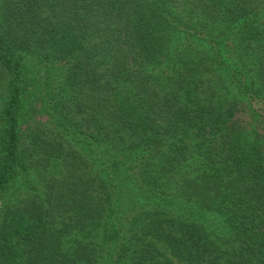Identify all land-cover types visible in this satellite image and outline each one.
<instances>
[{"label": "trees", "instance_id": "16d2710c", "mask_svg": "<svg viewBox=\"0 0 264 264\" xmlns=\"http://www.w3.org/2000/svg\"><path fill=\"white\" fill-rule=\"evenodd\" d=\"M0 264H264V0H0Z\"/></svg>", "mask_w": 264, "mask_h": 264}, {"label": "rangeland", "instance_id": "374dc122", "mask_svg": "<svg viewBox=\"0 0 264 264\" xmlns=\"http://www.w3.org/2000/svg\"><path fill=\"white\" fill-rule=\"evenodd\" d=\"M55 71H56V73H57V77L59 78V77H60L59 74H61V72H63L64 70H63V67L58 66V67L55 69ZM43 74H44V72H43ZM33 103H35V101H33ZM39 106H40V105H39ZM39 106H38V107H39ZM33 113L36 114V116H37L38 119L40 118V119H42V120H45V119L47 118L46 115L42 116L40 112H33ZM37 113H38V115H37ZM39 113H40V115H39ZM241 118L249 119L248 115H243V117H241ZM246 119H245V120H246Z\"/></svg>", "mask_w": 264, "mask_h": 264}]
</instances>
